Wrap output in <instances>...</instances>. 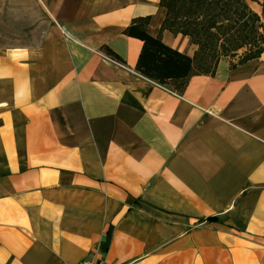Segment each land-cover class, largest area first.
Wrapping results in <instances>:
<instances>
[{
    "label": "crops",
    "instance_id": "obj_1",
    "mask_svg": "<svg viewBox=\"0 0 264 264\" xmlns=\"http://www.w3.org/2000/svg\"><path fill=\"white\" fill-rule=\"evenodd\" d=\"M33 1L41 43L0 47V264H264V54L177 94L125 33L159 0Z\"/></svg>",
    "mask_w": 264,
    "mask_h": 264
},
{
    "label": "trees",
    "instance_id": "obj_2",
    "mask_svg": "<svg viewBox=\"0 0 264 264\" xmlns=\"http://www.w3.org/2000/svg\"><path fill=\"white\" fill-rule=\"evenodd\" d=\"M166 11L158 36L148 33L150 18H138L125 31L143 42L137 71L156 84L181 94L194 76H214L222 59L237 60L232 67L264 54V0H159ZM188 38L196 46L193 57L168 47L162 33ZM111 53V52H110Z\"/></svg>",
    "mask_w": 264,
    "mask_h": 264
},
{
    "label": "rangeland",
    "instance_id": "obj_3",
    "mask_svg": "<svg viewBox=\"0 0 264 264\" xmlns=\"http://www.w3.org/2000/svg\"><path fill=\"white\" fill-rule=\"evenodd\" d=\"M0 0V47H37L50 28L49 20L41 15L38 5L31 0ZM256 13L261 9L257 2L247 0ZM258 14H261L258 13Z\"/></svg>",
    "mask_w": 264,
    "mask_h": 264
},
{
    "label": "built area",
    "instance_id": "obj_4",
    "mask_svg": "<svg viewBox=\"0 0 264 264\" xmlns=\"http://www.w3.org/2000/svg\"><path fill=\"white\" fill-rule=\"evenodd\" d=\"M118 65H120V66H122V67H125L124 65H122V64H118ZM158 86H160V85H158ZM160 87H162V86H160ZM162 88H164V87H162ZM164 89H166V88H164ZM168 90V89H167ZM81 264H93V263H91V262H83V263H81Z\"/></svg>",
    "mask_w": 264,
    "mask_h": 264
},
{
    "label": "bare ground",
    "instance_id": "obj_5",
    "mask_svg": "<svg viewBox=\"0 0 264 264\" xmlns=\"http://www.w3.org/2000/svg\"><path fill=\"white\" fill-rule=\"evenodd\" d=\"M261 12V9L260 8H258V11H257V13H260Z\"/></svg>",
    "mask_w": 264,
    "mask_h": 264
}]
</instances>
